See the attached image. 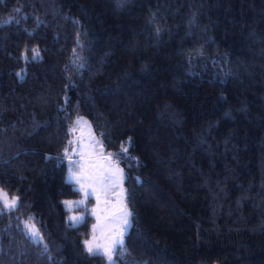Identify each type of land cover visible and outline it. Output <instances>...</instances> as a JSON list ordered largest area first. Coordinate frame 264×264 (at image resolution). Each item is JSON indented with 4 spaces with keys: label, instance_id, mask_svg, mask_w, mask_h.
Instances as JSON below:
<instances>
[{
    "label": "trees",
    "instance_id": "1",
    "mask_svg": "<svg viewBox=\"0 0 264 264\" xmlns=\"http://www.w3.org/2000/svg\"><path fill=\"white\" fill-rule=\"evenodd\" d=\"M79 115L124 172L115 264H264V0H0V264H108L63 204Z\"/></svg>",
    "mask_w": 264,
    "mask_h": 264
},
{
    "label": "rangeland",
    "instance_id": "2",
    "mask_svg": "<svg viewBox=\"0 0 264 264\" xmlns=\"http://www.w3.org/2000/svg\"><path fill=\"white\" fill-rule=\"evenodd\" d=\"M71 136L69 138L66 158V179L72 181L76 188L80 190L81 195L78 198H67L63 200L64 207L68 210L67 217L72 224L82 222L85 212L92 216L93 221L90 227V233L85 241H92L93 245L99 244L101 247L98 253L104 255L105 247L113 238L120 239L118 233L121 227L126 230L122 241L131 224V214L128 217V225H123L125 210L130 213L126 202L124 172L116 159L109 155L104 146L102 139L96 134L90 120L83 116H77L71 124ZM122 177V178H121ZM79 180V183H77ZM81 185H84L92 193L88 198H92L89 203L85 199L84 192L81 191ZM2 190V189H0ZM4 191V190H3ZM5 192V191H4ZM16 197L8 195V198ZM99 197V200L97 199ZM83 204H74L71 209L65 205V201H81ZM0 209L5 208L0 201ZM82 207V209H78ZM8 209V208H6ZM86 210V211H85ZM71 216L82 217L79 222L70 219ZM24 229L35 241H41V236L32 219H24ZM26 225H34L38 231V236L33 237ZM95 226V229L94 227ZM85 246V243H84ZM116 247V246H115ZM115 250V248H114ZM112 253V264L116 263ZM107 263L108 258L104 255Z\"/></svg>",
    "mask_w": 264,
    "mask_h": 264
},
{
    "label": "snow or ice",
    "instance_id": "3",
    "mask_svg": "<svg viewBox=\"0 0 264 264\" xmlns=\"http://www.w3.org/2000/svg\"><path fill=\"white\" fill-rule=\"evenodd\" d=\"M17 11H19V9H17ZM32 52H33V58L34 59L39 56V50L38 49H33ZM124 151H127V149L125 148ZM65 153L67 154V149L65 150ZM109 155H111V154H109ZM77 183H79V180H77ZM81 191L84 192L85 199H87L90 195H92V193L89 192L84 185H81ZM97 199L99 200V197H97ZM17 200H18L17 197H12L11 199H9L8 198V193L4 192L3 190H0V201L3 202L5 208H8V209L15 208L16 204H17ZM64 203L69 209H71L74 204H83L84 201L83 200L77 201V202L65 201ZM129 216H130V213L125 210L124 219H123V225H125V226L128 225V223H129L128 217ZM70 219L72 221H74V222H79L83 218L82 217H78V216H71ZM26 227L29 228V231H30L31 235L34 238L38 236V231L35 230V226L34 225H26ZM93 227L95 229V226H93ZM125 230L126 229L124 227H121L120 232L118 233L120 239L113 238L111 240V242L105 247L104 255L108 258L109 264H112V253H113V250H114L115 246L117 244H121L122 245V238H123ZM84 243H85L86 251L90 255L98 254L97 250L101 247L99 244L93 245L92 241H85Z\"/></svg>",
    "mask_w": 264,
    "mask_h": 264
}]
</instances>
